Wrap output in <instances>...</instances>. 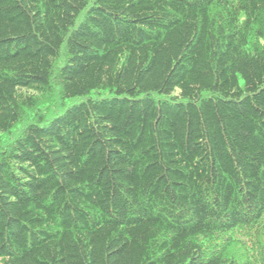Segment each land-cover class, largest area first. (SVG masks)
<instances>
[{
  "label": "trees",
  "instance_id": "16d2710c",
  "mask_svg": "<svg viewBox=\"0 0 264 264\" xmlns=\"http://www.w3.org/2000/svg\"><path fill=\"white\" fill-rule=\"evenodd\" d=\"M0 264H264V0H0Z\"/></svg>",
  "mask_w": 264,
  "mask_h": 264
}]
</instances>
